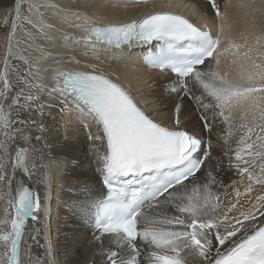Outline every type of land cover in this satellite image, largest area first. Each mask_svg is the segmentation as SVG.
Masks as SVG:
<instances>
[{"label": "snow or ice", "instance_id": "6c2138e0", "mask_svg": "<svg viewBox=\"0 0 264 264\" xmlns=\"http://www.w3.org/2000/svg\"><path fill=\"white\" fill-rule=\"evenodd\" d=\"M23 3L14 0L0 55V264H54L48 240L52 157L44 115L57 106L67 165H78L70 155L75 117L86 130L100 181L97 189L77 179L58 201L66 225L91 232L100 257L91 264H264V31L242 33L237 42L227 11L232 0L225 10L219 0H207L208 11L196 10L218 24L216 32L170 4L154 3L137 17L112 21L57 0H30L33 19L22 14ZM41 9L81 33L62 34L65 46L82 45L95 61L148 46L143 62L166 78L161 91L171 105L164 116L152 115L98 63L66 67L42 48L32 56V44L21 47L16 34L22 22L53 38L55 24L45 22ZM48 59L55 64L41 67ZM186 101L203 109L199 131L190 126ZM218 119L228 126L224 143L235 145L223 152L227 168L214 157L212 140L205 139ZM34 185H42V192Z\"/></svg>", "mask_w": 264, "mask_h": 264}, {"label": "bare ground", "instance_id": "6f19581e", "mask_svg": "<svg viewBox=\"0 0 264 264\" xmlns=\"http://www.w3.org/2000/svg\"><path fill=\"white\" fill-rule=\"evenodd\" d=\"M29 2L30 0H24L22 14L24 16L32 15V18L36 19L37 17L34 14L28 12L27 6ZM36 2H40V0H36ZM57 2L61 3L63 7H79L80 11H86L89 14L95 12L97 15L103 16L105 20L115 21L137 17L143 12L152 9L154 3L157 6L160 4H170L172 11L189 15L195 22L207 24L214 32L217 31L218 27V24L214 23L211 18L203 19L197 15V9L208 11L207 0H153L143 5L124 0H57ZM219 2L221 9L225 10L224 5L226 0H219ZM241 2L253 4V7L261 10L253 12L252 8L240 7ZM181 3L187 6L177 7ZM13 6L14 0H0V55L4 51L5 38L10 31L11 19L14 15ZM137 10L140 11L138 14H135ZM227 11L233 23L232 36L237 42H242V33L254 32L260 34L264 31V0H254V3L253 0H232V6ZM41 12H45V22L55 24L56 30L49 31V35L53 38H44L36 28H33L26 22H22L16 34L17 38L23 41L21 47H27L28 44H32L33 47L29 49L32 56L40 55L41 53L36 49L37 47L42 48L60 60V63L66 67L82 68L88 63H98L100 68L107 74H114L113 78L119 77L125 86L130 87L140 104L145 106L152 115L158 119L164 116V113L167 111L166 106L171 105V100L168 98L166 92L161 91L162 85L166 83V78L160 75L157 69L145 65L142 59L144 45L133 46L123 56L117 53L114 59L112 58V53H106L102 55V61H95L92 58L91 51L82 45L73 44L71 47L65 46L62 34L74 32V29L70 28L67 23L62 22L52 11L41 9ZM209 15L211 16V14ZM5 17H8L9 22L7 25L4 24ZM25 30L32 33L35 37L34 42L32 39H29ZM75 34L81 35L78 31H75ZM70 56L80 60L81 63L79 65L75 64L74 61L69 59ZM16 64L20 68L24 67L19 60L16 61ZM49 64H55V61L48 59L41 64V67H47ZM212 66L214 67L215 65L213 64ZM189 85L193 88L196 95H200L198 85H195L192 81H189ZM186 103L188 104V115L191 121L190 126H196L199 131V115L203 109L197 111L194 103H189L188 101ZM236 115V122L239 123V114L237 113ZM44 123L50 128V132L46 133L45 136L51 146L50 155L52 157L48 229V240L51 244L52 253L51 260L54 264H91L93 260L100 259L97 254L98 249L92 242L91 232L87 229H78L75 226L70 228L66 225L62 218L64 213L58 203L59 200L66 198L64 189L67 185L75 182L77 179L86 181L93 188H99L100 181L95 172L94 158L89 151L90 142L87 138L86 130L73 117L70 129L72 134L69 137L73 142V149L70 155L78 161V165L71 167L66 163L67 155L60 150L64 144L65 129L60 122L58 106L53 109H45ZM227 128L228 126L218 119L211 135L209 136L205 132V139L210 138L213 142L214 157L222 160L224 168L228 166V157L223 156V152L227 151L230 146L235 147L234 143L230 145L224 143V134L227 132ZM92 131H96L95 126H93ZM235 139L236 137L232 138V140ZM222 175L224 176L225 183H228V177L231 176V173ZM35 179L36 177L33 178V180ZM34 187L42 192V185H34ZM38 239L40 243L44 242L43 236L38 237ZM29 243L33 242L29 241ZM33 251L41 255L44 253V249L37 247L35 244H33ZM191 259L194 260V258Z\"/></svg>", "mask_w": 264, "mask_h": 264}, {"label": "rangeland", "instance_id": "374dc122", "mask_svg": "<svg viewBox=\"0 0 264 264\" xmlns=\"http://www.w3.org/2000/svg\"><path fill=\"white\" fill-rule=\"evenodd\" d=\"M28 7V6H27Z\"/></svg>", "mask_w": 264, "mask_h": 264}]
</instances>
